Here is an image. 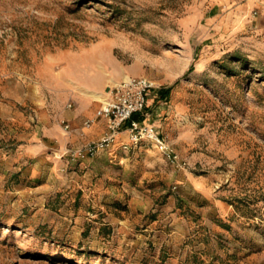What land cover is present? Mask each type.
I'll return each instance as SVG.
<instances>
[{
  "label": "rangeland",
  "instance_id": "obj_1",
  "mask_svg": "<svg viewBox=\"0 0 264 264\" xmlns=\"http://www.w3.org/2000/svg\"><path fill=\"white\" fill-rule=\"evenodd\" d=\"M238 3L0 0V264H264V34ZM126 76L178 161L127 131L68 154L72 80Z\"/></svg>",
  "mask_w": 264,
  "mask_h": 264
},
{
  "label": "built area",
  "instance_id": "obj_2",
  "mask_svg": "<svg viewBox=\"0 0 264 264\" xmlns=\"http://www.w3.org/2000/svg\"><path fill=\"white\" fill-rule=\"evenodd\" d=\"M152 88V81L145 76H129L113 86L99 111V115L106 119V131L98 139L73 145L68 149V154L78 159L96 156L109 149L119 134L127 131L130 143L138 144L149 140L171 161H178V155L172 145L162 136L159 129L146 119L145 109ZM90 122L91 120H86L85 125ZM64 128L69 130L70 124L65 122ZM124 146L127 147V144Z\"/></svg>",
  "mask_w": 264,
  "mask_h": 264
},
{
  "label": "crops",
  "instance_id": "obj_3",
  "mask_svg": "<svg viewBox=\"0 0 264 264\" xmlns=\"http://www.w3.org/2000/svg\"><path fill=\"white\" fill-rule=\"evenodd\" d=\"M238 11L242 16L248 17V22L258 33L264 34V0H239ZM72 81L76 88L69 92L73 100V109L66 121L70 128L65 129V134H72L78 142L98 139L107 128L106 119L99 115V111L103 99L109 96L110 90L104 91L103 85L92 87L82 84L79 80ZM86 120H91L89 125H85Z\"/></svg>",
  "mask_w": 264,
  "mask_h": 264
},
{
  "label": "bare ground",
  "instance_id": "obj_4",
  "mask_svg": "<svg viewBox=\"0 0 264 264\" xmlns=\"http://www.w3.org/2000/svg\"><path fill=\"white\" fill-rule=\"evenodd\" d=\"M127 77V76H126ZM106 98H104L103 100H105Z\"/></svg>",
  "mask_w": 264,
  "mask_h": 264
}]
</instances>
